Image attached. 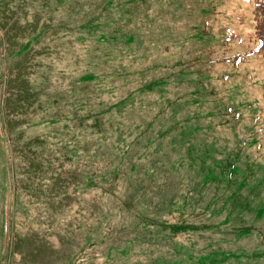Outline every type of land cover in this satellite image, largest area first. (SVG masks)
Returning a JSON list of instances; mask_svg holds the SVG:
<instances>
[{"label": "rangeland", "instance_id": "obj_1", "mask_svg": "<svg viewBox=\"0 0 264 264\" xmlns=\"http://www.w3.org/2000/svg\"><path fill=\"white\" fill-rule=\"evenodd\" d=\"M96 1L0 0V264H264V57L246 56L226 84L213 80L220 92L228 95L231 88L234 101L245 103L240 122H230L232 118L222 114L207 119L216 124L221 141L223 154L217 156L239 152L241 157L230 181L225 169L218 183L202 186L204 172L190 163L188 139L183 137L184 147L168 145L169 150L141 157L143 166L115 185L110 170L103 179V170L116 154V128L129 141L143 129V117L153 121V130L159 123L168 127L172 122L169 110L153 120L165 97L138 90L159 75L156 62L161 54L142 53L154 48L156 35L147 33L144 22V48L138 50L134 42L103 55L116 47L98 45L94 33L87 35L81 28ZM157 1L156 9L161 4ZM198 1L192 0V5ZM221 5L225 9L219 15L221 24H213L210 40L224 38L222 25L233 23L251 49L256 4L226 0ZM201 8L174 15L169 24L196 32ZM12 22L16 23L7 38L6 28ZM151 28L158 32L155 21ZM231 45L234 50L245 48ZM224 50L220 48L221 53ZM169 52L182 54L175 45ZM224 70L223 65H215L209 72L216 75ZM128 94L134 101L121 112L101 113L109 128L105 136L92 131L93 118L87 115ZM253 111L259 120L252 117ZM36 137L46 143L40 153L50 163L49 171L59 176L55 188L50 189V172L38 179L30 174L26 143ZM143 149L140 144L138 151ZM152 159L160 161L151 166ZM127 167L124 163V174ZM83 171L98 174L94 186L85 187ZM243 178L245 183L238 188ZM232 191L236 203H226ZM173 192L177 197L161 209L165 195ZM143 207L148 219L170 229L161 232L153 225L148 234L149 228L138 223ZM174 225L181 228L175 231Z\"/></svg>", "mask_w": 264, "mask_h": 264}, {"label": "trees", "instance_id": "obj_2", "mask_svg": "<svg viewBox=\"0 0 264 264\" xmlns=\"http://www.w3.org/2000/svg\"><path fill=\"white\" fill-rule=\"evenodd\" d=\"M224 1L226 0H199L196 5H192V0H160L161 4L156 9L157 0H99L96 1L97 5L95 8L88 10L90 12L84 15L81 28L85 29V33L87 35L94 33L96 41L99 42L98 45L104 42L106 45L111 44L112 47H116L112 51H105L103 55L114 54L113 50H123L124 45L134 42L137 43L134 45H138L137 49L140 50L145 47L143 44L147 33L152 36L153 33L156 35L157 42L154 44V48L152 50H149V48L145 49L142 53L150 55L161 54V59L156 62L159 75L140 85L138 90L143 93L155 91L161 97H165L160 99L164 106L154 114L153 120L162 118L169 110V120L172 122L168 127L159 123L158 129L153 130V121L146 122V117H143V129L134 136V139L129 141H126V136L116 128V135L118 136L117 144L114 146L116 154L109 161L110 165L104 168L103 179L110 170V178L116 185L120 177H129L130 174L143 166V163L139 162L141 157L155 154L159 149L169 150V146L170 148L176 145L184 147L183 137L188 139L187 156L190 163L198 164L199 169L204 172L202 186L208 187L213 183H218L219 178L224 176L225 169H227L226 178L228 177L229 181L237 173L241 160L239 152L231 155L229 153L225 158L217 156L223 154L222 146H219L221 141L216 136L214 129L216 124L207 121V119L217 114H222L227 118H232L230 122H240L244 116L242 108L244 109L245 103L234 101L231 96V88H229L228 95L226 92H220L219 88H217V83L213 80L226 84L230 79H233L236 70L242 63L241 61L246 56L256 57L261 54L264 57V0H241L256 4V8H254V45L251 49L247 48L245 44L244 37L246 36L237 33L233 23L222 25L224 38L220 39L215 36L213 40H210L213 35V24L215 22L221 24L219 15L225 11L221 5ZM152 3L154 4L153 6ZM197 6L202 8L200 9V19L196 20V32L188 33L189 31L187 30H180L178 25L172 27L169 24L170 19L174 15L181 14L182 16V12L184 14H193ZM154 21L155 26L158 28L157 33L151 28V24ZM144 22L148 29L147 33L145 29H142L144 28ZM15 23H10L6 28L7 38H10L8 31L14 27ZM141 35L144 39L143 41ZM231 43L239 46L245 45V48L240 47L234 50ZM226 44H228V47H226ZM172 45L178 47V51L182 54L174 55V53L169 52V48ZM223 47H225V50L221 53L220 48L223 49ZM215 65H223L225 70L213 75L209 71ZM226 68H230V72ZM92 75V73L86 74L88 79L92 78ZM261 86L264 93V82L261 83ZM25 90L29 91L28 81L25 83ZM133 101V95L128 94L126 97L110 104L105 110L88 114V117L93 118L92 131L98 132L104 137L109 128L105 127L102 122L101 113H112L113 110L119 113L122 107L128 103H133ZM212 103L214 104L212 105ZM217 103L221 107L216 108L214 105ZM261 113H264V111L261 110ZM252 117L259 120L256 111L252 112ZM244 128H246V125H244ZM259 129L262 131L263 127H259ZM242 130L244 129L242 128ZM249 130L250 128L248 127V131L243 132V135H249ZM252 131L255 133L254 128ZM173 132L176 135H172ZM168 135H171L172 138L167 141L165 137ZM121 142L122 144H120ZM242 142L245 144L247 139L243 138ZM153 143L156 145L150 149ZM45 144V141L39 137L29 140L26 143L28 153H26L25 157L28 159L30 174L35 179L40 178L41 173L47 174L50 172L49 178L52 179L50 189H52L55 188L54 183L57 182L59 176L55 175L53 171H49L50 163L40 153L44 149ZM140 144H143L144 147L141 152L138 151ZM250 144L249 142L248 145ZM98 145L101 147V144ZM35 147H38L39 151H36ZM260 147L261 144L259 143L258 149ZM105 149L110 154L109 148L106 147ZM181 156L184 157V150ZM180 159L182 160V157ZM157 161L160 160L152 159L150 165L156 164L155 162ZM124 163L128 165L127 168L129 169L126 174L122 171ZM247 168L250 169L251 167L248 166ZM56 171L58 172L57 169ZM143 171H147V167H143ZM99 174L102 179V172ZM97 175L92 173V171H83V178L87 184L85 187L94 186L97 182ZM78 180L80 181V177ZM245 180V178L241 180L238 188L242 187ZM176 182H178V179ZM136 190H138V187L135 188ZM165 196L167 197L161 202V209L167 205L170 206L177 197V193L173 192ZM182 197L184 198V195ZM184 199L187 200L186 198ZM235 200L236 191H232L226 197V203L229 201L235 204ZM261 208L264 210V206H261ZM147 213L146 207L139 211L138 223L144 228H149L146 229L148 234L151 233L153 225H158L157 229L161 232L170 229L166 226V223L160 222L161 224H159L155 219H148ZM180 228L175 225L173 227L175 231Z\"/></svg>", "mask_w": 264, "mask_h": 264}]
</instances>
